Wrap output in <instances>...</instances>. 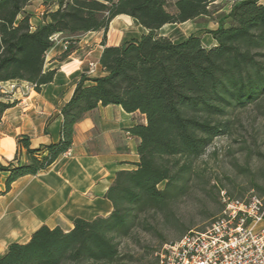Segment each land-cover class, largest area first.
I'll return each mask as SVG.
<instances>
[{
    "label": "trees",
    "instance_id": "trees-1",
    "mask_svg": "<svg viewBox=\"0 0 264 264\" xmlns=\"http://www.w3.org/2000/svg\"><path fill=\"white\" fill-rule=\"evenodd\" d=\"M31 1L0 0V83L25 82L35 91L51 83L56 70L45 62L54 35L67 42L64 58L80 36L103 31L105 37L118 15L135 19L145 33L118 46L103 44L102 74L81 76L61 107L57 142L32 148L27 135L17 137L15 162L0 163L7 174L0 196L20 177L51 166L71 147L75 125L97 107L118 105L146 123L129 129L139 139V160L116 173L106 193L109 215L75 218L69 231L42 225L26 243H10L0 264H132L122 241L153 231L155 216H175L171 208L197 176V160L230 132L237 111L264 98V3L236 0L207 32L215 45L206 47L199 36L175 42L159 30L210 17L218 0H55L56 9L46 10L35 28L25 12ZM2 97L0 118L15 104Z\"/></svg>",
    "mask_w": 264,
    "mask_h": 264
},
{
    "label": "crops",
    "instance_id": "crops-1",
    "mask_svg": "<svg viewBox=\"0 0 264 264\" xmlns=\"http://www.w3.org/2000/svg\"><path fill=\"white\" fill-rule=\"evenodd\" d=\"M34 1L39 3V9L32 7L37 14L28 10ZM55 9V0H32L25 12L30 15V24L35 28L46 10ZM185 23L167 24L162 28ZM162 28L160 35L167 36L161 32ZM144 33L135 19L118 15L109 23L105 37L103 31L80 36L73 51L64 58H61L64 41L57 38L48 50L45 62V68L55 69L56 73L53 81L42 86L40 91L25 82L0 83L14 85L10 90L0 92L1 99L15 101L0 118V163L15 162L16 139L20 135L29 137L32 148L57 142L62 122L61 107L71 99L81 76L94 78L102 74L99 58L103 44L118 46ZM211 39L212 43L206 47L215 45ZM90 63L97 64L95 74H88ZM145 123L144 115L127 113L118 105L99 106L87 113L75 125L70 155L61 154L37 175L20 177L6 194L0 196V256L10 243H26L42 225L69 231L75 218L92 220L109 215L113 207L106 193L116 173L134 169L139 160V139L129 129ZM18 158L20 162L25 160L24 150L18 153ZM6 175L0 172V190L4 189Z\"/></svg>",
    "mask_w": 264,
    "mask_h": 264
},
{
    "label": "rangeland",
    "instance_id": "rangeland-1",
    "mask_svg": "<svg viewBox=\"0 0 264 264\" xmlns=\"http://www.w3.org/2000/svg\"><path fill=\"white\" fill-rule=\"evenodd\" d=\"M168 1L172 4L174 0ZM235 1L218 0L210 17L166 26L161 32L175 41L196 34L208 46L212 39L207 32L217 28L218 17L228 13ZM37 4L34 1L28 10L37 14L32 8L39 9ZM13 87L2 84L0 92ZM196 165L197 176L190 182L186 194L171 208L175 216L168 220L155 216L153 231L138 230L122 241L121 250L132 257V264H156V253L165 243L178 240L189 230L206 228L221 214L223 196L242 200L256 194L264 198V98L237 111L230 132L216 138Z\"/></svg>",
    "mask_w": 264,
    "mask_h": 264
},
{
    "label": "built area",
    "instance_id": "built-area-1",
    "mask_svg": "<svg viewBox=\"0 0 264 264\" xmlns=\"http://www.w3.org/2000/svg\"><path fill=\"white\" fill-rule=\"evenodd\" d=\"M52 38L55 41L58 35ZM96 67L90 63L88 74H95ZM64 153L70 155V150ZM222 202L221 214L206 228L165 243L156 253V264H264V198L223 196Z\"/></svg>",
    "mask_w": 264,
    "mask_h": 264
}]
</instances>
